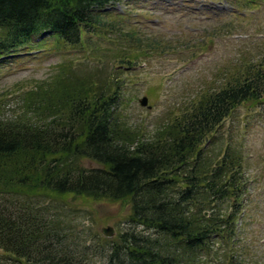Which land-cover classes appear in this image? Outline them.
<instances>
[{
  "label": "trees",
  "instance_id": "1",
  "mask_svg": "<svg viewBox=\"0 0 264 264\" xmlns=\"http://www.w3.org/2000/svg\"><path fill=\"white\" fill-rule=\"evenodd\" d=\"M115 1L121 0H0V57L44 33L86 48L85 32L100 35L116 25L135 44L158 47L141 29L121 32L122 18L108 19L102 7ZM131 59L123 54L119 64ZM61 69L33 89L14 84L0 94V106L11 97L30 103L10 117L0 116V248L5 257L18 264H90L93 245L72 233L48 204L50 199L64 203L68 194L130 197L127 221L178 246L168 253L150 235L126 230L103 264H179L185 253H200L218 238L232 242V213L195 215L190 207L198 196L218 206L240 195V155L227 145L215 163L206 164L205 143L238 104L264 100V62L230 74L212 91L204 88L180 116L161 122L149 136L138 130L131 136L129 126L118 123L113 106L120 101L121 81L116 74L109 71L93 81L78 78L70 66ZM85 158L96 164H83ZM174 182L183 184L174 190ZM236 258L230 264H245Z\"/></svg>",
  "mask_w": 264,
  "mask_h": 264
},
{
  "label": "rangeland",
  "instance_id": "2",
  "mask_svg": "<svg viewBox=\"0 0 264 264\" xmlns=\"http://www.w3.org/2000/svg\"><path fill=\"white\" fill-rule=\"evenodd\" d=\"M102 9L109 13L108 19L122 18L121 32L141 29L152 42H159L158 47L135 44L133 38L118 31V25L117 30L105 27L100 35L85 32L86 48L39 34L18 52L0 57V94L14 84L33 89L62 67L70 66L78 78L93 81L102 80L110 71L121 81L120 101L113 106L118 123L129 126L125 129L131 136L137 130L149 136L161 122L180 116L204 88L212 91L230 74L264 62V0H121ZM43 37L48 41L38 42ZM123 54L130 55L131 62L119 64ZM142 97L144 103L139 100ZM29 104L27 99L18 102L11 97L0 106V116L10 117L20 105ZM214 134L205 143L204 162L215 163L227 145L239 154L243 172L240 195L228 197L218 206L216 201L198 196L190 209L195 215L211 217L218 211L232 213L229 226L234 237L230 243L218 238L195 255L185 253L179 264H230L233 257L245 264H264V100L238 104ZM81 162L96 164L87 158ZM181 184L174 182L172 189ZM63 201L50 199L48 204L51 211L62 214L60 219L69 223L72 233L93 245L90 264L105 263L112 243L126 230L150 235L168 253L178 248L167 237L127 221L130 197L68 194ZM107 226L113 228L112 236L102 234L101 228ZM0 264L18 263L6 258L0 248Z\"/></svg>",
  "mask_w": 264,
  "mask_h": 264
},
{
  "label": "water",
  "instance_id": "3",
  "mask_svg": "<svg viewBox=\"0 0 264 264\" xmlns=\"http://www.w3.org/2000/svg\"><path fill=\"white\" fill-rule=\"evenodd\" d=\"M140 102L144 103L145 102V97H142V99H140ZM101 232H102V234L104 236L109 237V236L113 235L114 230H113L112 227L107 226V227H102L101 228Z\"/></svg>",
  "mask_w": 264,
  "mask_h": 264
},
{
  "label": "bare ground",
  "instance_id": "4",
  "mask_svg": "<svg viewBox=\"0 0 264 264\" xmlns=\"http://www.w3.org/2000/svg\"><path fill=\"white\" fill-rule=\"evenodd\" d=\"M75 264V263H74Z\"/></svg>",
  "mask_w": 264,
  "mask_h": 264
}]
</instances>
